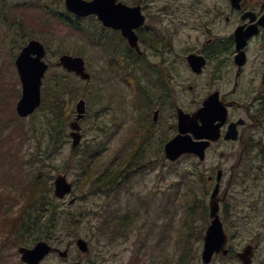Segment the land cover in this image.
Instances as JSON below:
<instances>
[{
  "label": "flooded vegetation",
  "instance_id": "1",
  "mask_svg": "<svg viewBox=\"0 0 264 264\" xmlns=\"http://www.w3.org/2000/svg\"><path fill=\"white\" fill-rule=\"evenodd\" d=\"M55 2L45 7L81 31L79 50L60 51L51 61L45 39H31L46 49V74L61 68L66 74L57 77L58 83L65 87L73 75L80 87L70 89L69 98H53L42 84V101H73L65 111L70 128L77 102H86L81 142L90 116L98 126L101 111L111 103L117 109L112 115L117 132L128 130L118 145L129 148L126 162L117 161L104 175L118 180L119 167L144 166L138 159L144 152L151 156L148 165L158 169L157 178L167 183L169 163H179L172 195L182 211L179 233L185 247L192 249L194 236L204 241L214 207L227 234V253L215 256L235 264H264V0H116L136 9L129 22L135 39L106 25L98 13L78 14L66 0ZM64 54L83 58L84 75L60 64ZM71 131L64 141L70 137L73 142ZM179 135L196 150L171 160L166 147ZM83 165L85 178L94 173L89 161ZM167 190H161L166 199L160 214L168 205Z\"/></svg>",
  "mask_w": 264,
  "mask_h": 264
},
{
  "label": "rangeland",
  "instance_id": "2",
  "mask_svg": "<svg viewBox=\"0 0 264 264\" xmlns=\"http://www.w3.org/2000/svg\"><path fill=\"white\" fill-rule=\"evenodd\" d=\"M50 1H56L57 5L61 2L0 0V264H27L21 259L19 247L32 246L34 242L28 238H19L7 222L10 217L18 216L29 192L30 181L39 174V168L43 165L42 158L52 177L51 194L58 198L54 193V178L58 173H66L74 183V192L62 198L64 201L61 207L65 212L69 208L82 212L83 217L72 228L64 231L61 237L49 241L61 249L70 244L69 256L63 258L53 250L41 264H68L69 261H81L83 264H178L179 254L187 246L179 233L182 211L172 195L176 188L179 163H169L166 183L157 178L158 169L148 165L151 156L142 152L138 159L144 166L132 167L130 171L122 167L116 170L120 173L118 188L113 187L108 191L93 188L92 182L96 180L99 184L104 174L113 171L111 168L117 161L120 164L126 162L129 147L120 149L118 142L128 130L117 132L118 128L112 121V115L117 113L116 107L110 103L108 110L101 111L100 117L103 120L98 121V126H95L96 122L94 124L96 118L90 116L84 126L83 140L76 149L72 148L70 137L64 141L65 135L71 131L70 120L62 123V134L58 141L55 137L58 121L52 118L49 110L40 107L28 117H21L17 112L23 85L16 58L22 47L31 38L41 36L49 46L48 59L57 61L60 55H57L58 52L77 51L81 45V31L54 18L55 11L45 7ZM38 12L41 15H37ZM19 21L22 23L20 26ZM64 74L61 68H51L45 75L43 92L45 90L48 95L51 86L58 87L61 97L69 98L70 89L80 80L71 75L63 87L57 77ZM77 87H80V83ZM119 87L117 84L116 89ZM70 104L66 101V106ZM57 143L60 146L55 148ZM84 150L87 151L85 155H88L89 166L95 168L94 173H86V178L83 163L88 161L83 158ZM166 186L168 205L160 214L166 199L161 190L166 189ZM72 197L81 199L71 204ZM127 215L135 216L128 235H119L113 240L111 236L115 233L109 229V224L114 219L112 225H120ZM108 220L111 222L108 223ZM198 223L202 224V221ZM77 237L88 240L91 247L89 254L79 250L75 243ZM192 241V255L187 264H204L203 239L198 240L194 236ZM209 264L235 263L220 255L214 256Z\"/></svg>",
  "mask_w": 264,
  "mask_h": 264
},
{
  "label": "water",
  "instance_id": "3",
  "mask_svg": "<svg viewBox=\"0 0 264 264\" xmlns=\"http://www.w3.org/2000/svg\"><path fill=\"white\" fill-rule=\"evenodd\" d=\"M70 10L78 14L98 13L106 25L120 27L131 39L135 35L130 31V15L136 11L123 3H116V0H66ZM264 24V16L261 20ZM46 49L42 42L37 39H31L22 49L18 58L17 66L23 85L22 96L17 103V112L21 117H27L33 114L42 103V81L48 69V64L44 60ZM60 64H63L70 71L84 75V61L81 56L64 54L60 58ZM89 75V74H86ZM85 75V76H86ZM77 114L71 122L72 145L78 146L81 142V125L86 111V102L81 99L76 105ZM167 155L171 160H176L182 153L196 150L194 144L189 141H183V136H176L167 144ZM73 183L68 180L66 173H59L54 179V193L62 199L74 192ZM74 199H72V202ZM212 223L207 229L205 235V245L202 258L205 264L211 262L215 252L223 251L227 253L224 246L227 241V234L224 230L222 221L218 215L217 209L213 207ZM80 251L90 253L88 240L83 237H77L75 240ZM56 250L63 258L68 257L69 247L65 249L56 248L48 240H39L33 246H20L19 252L21 259L27 264H40L50 252ZM68 264H82L80 261H71Z\"/></svg>",
  "mask_w": 264,
  "mask_h": 264
},
{
  "label": "trees",
  "instance_id": "4",
  "mask_svg": "<svg viewBox=\"0 0 264 264\" xmlns=\"http://www.w3.org/2000/svg\"><path fill=\"white\" fill-rule=\"evenodd\" d=\"M62 85V84H61ZM58 89V90H57ZM49 95L53 98H65L61 97V92L58 87H50ZM73 103V101L71 102ZM44 108L49 110L52 118H56L58 123L55 128V137L60 138V133L62 131V123L67 120L70 116L65 114L66 111V101H43ZM48 111V112H49ZM52 118H49L50 120ZM58 144V143H57ZM43 165L39 168V174H37L30 181V189L25 198V201L21 207V210L16 217H10L8 219L7 225L19 235V238H28L34 243L39 240L52 241L56 238L62 236L64 231L72 228L78 220H82L83 213L75 212L69 208L65 212L61 204H63V199H58L54 197L52 192V177L48 174L45 165L46 162L42 158ZM88 169V168H87ZM121 179H125L122 177ZM93 188L102 187V190H111L113 187L118 188L120 186V181L117 177L112 178L111 175L105 176L97 181H93ZM110 184V185H109ZM109 186L107 188H104ZM77 199H81L77 197ZM76 199V200H77ZM72 204V203H71ZM135 216L127 215L123 218L120 225H112L114 219L108 220L109 229H113L114 233L111 237L117 238L120 236H127L129 233V227L135 219ZM116 226L118 229L116 230ZM182 254H179L178 264H187L189 262L190 256L192 255V250L188 247H184Z\"/></svg>",
  "mask_w": 264,
  "mask_h": 264
},
{
  "label": "bare ground",
  "instance_id": "5",
  "mask_svg": "<svg viewBox=\"0 0 264 264\" xmlns=\"http://www.w3.org/2000/svg\"><path fill=\"white\" fill-rule=\"evenodd\" d=\"M61 58V57H60ZM64 66V65H63Z\"/></svg>",
  "mask_w": 264,
  "mask_h": 264
}]
</instances>
